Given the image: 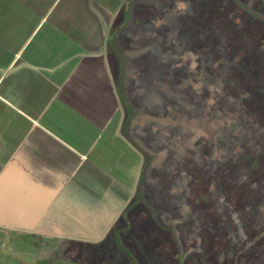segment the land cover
Listing matches in <instances>:
<instances>
[{"label": "crops", "instance_id": "1", "mask_svg": "<svg viewBox=\"0 0 264 264\" xmlns=\"http://www.w3.org/2000/svg\"><path fill=\"white\" fill-rule=\"evenodd\" d=\"M142 1L0 0V234L23 252L140 261L155 239L157 156L124 40Z\"/></svg>", "mask_w": 264, "mask_h": 264}, {"label": "rangeland", "instance_id": "2", "mask_svg": "<svg viewBox=\"0 0 264 264\" xmlns=\"http://www.w3.org/2000/svg\"><path fill=\"white\" fill-rule=\"evenodd\" d=\"M161 2L142 1L140 32L124 38L139 48L129 96L150 113L143 142L157 156V233L138 262L264 264V0ZM14 241L0 234V264H134L126 250L80 261Z\"/></svg>", "mask_w": 264, "mask_h": 264}, {"label": "trees", "instance_id": "3", "mask_svg": "<svg viewBox=\"0 0 264 264\" xmlns=\"http://www.w3.org/2000/svg\"><path fill=\"white\" fill-rule=\"evenodd\" d=\"M138 147L141 149V151H142L143 153H145V154L148 153L147 150H145L144 147H143L142 145L138 144ZM122 247H123V246H122ZM124 248H125V250L127 251V253H129L128 255H129V257L131 258L132 262H133L134 264H139L138 259H137L132 253H130V251H128V248H127L126 246H124Z\"/></svg>", "mask_w": 264, "mask_h": 264}, {"label": "flooded vegetation", "instance_id": "4", "mask_svg": "<svg viewBox=\"0 0 264 264\" xmlns=\"http://www.w3.org/2000/svg\"><path fill=\"white\" fill-rule=\"evenodd\" d=\"M254 14H256V13H254ZM262 18H263V20H264V15H262Z\"/></svg>", "mask_w": 264, "mask_h": 264}]
</instances>
